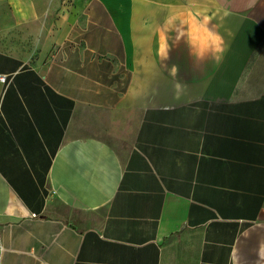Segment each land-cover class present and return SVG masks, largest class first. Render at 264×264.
<instances>
[{
  "label": "crops",
  "instance_id": "0c3cea01",
  "mask_svg": "<svg viewBox=\"0 0 264 264\" xmlns=\"http://www.w3.org/2000/svg\"><path fill=\"white\" fill-rule=\"evenodd\" d=\"M20 32L42 52L0 46V264H264V0H0Z\"/></svg>",
  "mask_w": 264,
  "mask_h": 264
},
{
  "label": "clouds",
  "instance_id": "9594fccd",
  "mask_svg": "<svg viewBox=\"0 0 264 264\" xmlns=\"http://www.w3.org/2000/svg\"><path fill=\"white\" fill-rule=\"evenodd\" d=\"M189 35V42L192 49V54L196 59H203L206 55H214L217 58L222 51V38L213 33L211 30L207 28H203L202 30L193 25ZM176 69H173V73H175Z\"/></svg>",
  "mask_w": 264,
  "mask_h": 264
},
{
  "label": "rangeland",
  "instance_id": "374dc122",
  "mask_svg": "<svg viewBox=\"0 0 264 264\" xmlns=\"http://www.w3.org/2000/svg\"><path fill=\"white\" fill-rule=\"evenodd\" d=\"M32 34L33 32H20L8 35L3 34L0 37V46L7 51L17 52L22 57L30 59L32 64L36 63L42 50L35 47L36 36H33Z\"/></svg>",
  "mask_w": 264,
  "mask_h": 264
},
{
  "label": "built area",
  "instance_id": "2783aa9c",
  "mask_svg": "<svg viewBox=\"0 0 264 264\" xmlns=\"http://www.w3.org/2000/svg\"><path fill=\"white\" fill-rule=\"evenodd\" d=\"M0 83L4 86L8 85L9 81L8 78L6 76H0ZM36 217V216H33Z\"/></svg>",
  "mask_w": 264,
  "mask_h": 264
}]
</instances>
